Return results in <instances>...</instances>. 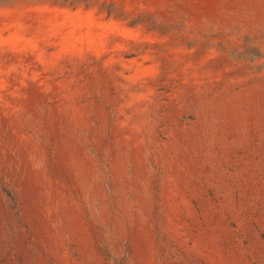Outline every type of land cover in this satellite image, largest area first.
Masks as SVG:
<instances>
[{"label":"rangeland","instance_id":"obj_1","mask_svg":"<svg viewBox=\"0 0 264 264\" xmlns=\"http://www.w3.org/2000/svg\"><path fill=\"white\" fill-rule=\"evenodd\" d=\"M0 264H264V0H0Z\"/></svg>","mask_w":264,"mask_h":264}]
</instances>
